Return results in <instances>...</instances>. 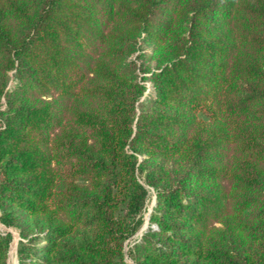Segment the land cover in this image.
I'll list each match as a JSON object with an SVG mask.
<instances>
[{
    "label": "trees",
    "instance_id": "16d2710c",
    "mask_svg": "<svg viewBox=\"0 0 264 264\" xmlns=\"http://www.w3.org/2000/svg\"><path fill=\"white\" fill-rule=\"evenodd\" d=\"M0 222L18 264H264V0H0Z\"/></svg>",
    "mask_w": 264,
    "mask_h": 264
},
{
    "label": "rangeland",
    "instance_id": "374dc122",
    "mask_svg": "<svg viewBox=\"0 0 264 264\" xmlns=\"http://www.w3.org/2000/svg\"><path fill=\"white\" fill-rule=\"evenodd\" d=\"M149 194H150V197H149V200H148V203H147V210L144 212V221L142 222L141 226L138 228V230L126 241V250L132 246V244L137 241L140 237V234L142 233V231L144 230V228L146 227L147 225V214H148V211L149 209L151 208L152 206V203L154 201V196H155V193L153 191L152 188H149ZM10 232L11 233V236H12V239H11V242L10 244L15 241V250H16V239L17 237L19 236L18 234V230L15 228V227H8V226H5L3 225L1 222H0V232ZM9 248H10V245H9ZM16 253V252H15ZM16 256V254H15ZM7 260H8V264H15L12 260V257H10L9 255V249H8V257H7ZM16 264H18V262L16 261Z\"/></svg>",
    "mask_w": 264,
    "mask_h": 264
},
{
    "label": "bare ground",
    "instance_id": "6f19581e",
    "mask_svg": "<svg viewBox=\"0 0 264 264\" xmlns=\"http://www.w3.org/2000/svg\"><path fill=\"white\" fill-rule=\"evenodd\" d=\"M15 252H16V250H15V241H13L10 244L9 255H10V257H12L13 262L16 264V256H15L16 253Z\"/></svg>",
    "mask_w": 264,
    "mask_h": 264
},
{
    "label": "water",
    "instance_id": "95a60500",
    "mask_svg": "<svg viewBox=\"0 0 264 264\" xmlns=\"http://www.w3.org/2000/svg\"><path fill=\"white\" fill-rule=\"evenodd\" d=\"M155 204V196H154V201H153V203H152V206ZM151 206V207H152ZM150 210H151V208L149 209V211H148V214H147V220H148V216H149V212H150ZM141 235V234H140ZM18 239H19V236L17 237V239H16V245H17V242H18ZM16 261H17V257H16Z\"/></svg>",
    "mask_w": 264,
    "mask_h": 264
}]
</instances>
